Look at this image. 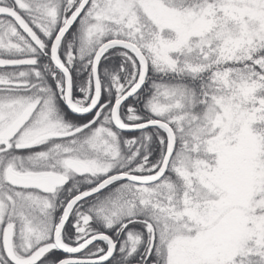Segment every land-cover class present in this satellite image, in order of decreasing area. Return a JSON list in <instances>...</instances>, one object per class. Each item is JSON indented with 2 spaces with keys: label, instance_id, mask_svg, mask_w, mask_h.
<instances>
[{
  "label": "snow or ice",
  "instance_id": "1",
  "mask_svg": "<svg viewBox=\"0 0 264 264\" xmlns=\"http://www.w3.org/2000/svg\"><path fill=\"white\" fill-rule=\"evenodd\" d=\"M0 264H264V0H0Z\"/></svg>",
  "mask_w": 264,
  "mask_h": 264
}]
</instances>
